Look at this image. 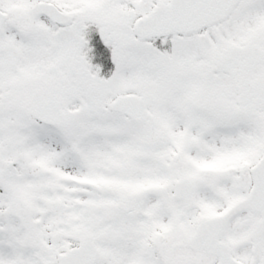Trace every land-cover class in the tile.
Returning <instances> with one entry per match:
<instances>
[{
    "label": "snow or ice",
    "instance_id": "6c2138e0",
    "mask_svg": "<svg viewBox=\"0 0 264 264\" xmlns=\"http://www.w3.org/2000/svg\"><path fill=\"white\" fill-rule=\"evenodd\" d=\"M0 264H264V0H0Z\"/></svg>",
    "mask_w": 264,
    "mask_h": 264
}]
</instances>
